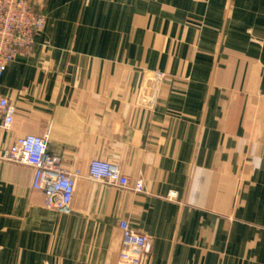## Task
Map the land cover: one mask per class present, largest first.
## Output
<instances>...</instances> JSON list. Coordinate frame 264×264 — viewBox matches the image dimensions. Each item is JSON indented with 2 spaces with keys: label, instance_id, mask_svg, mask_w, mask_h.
Returning <instances> with one entry per match:
<instances>
[{
  "label": "crops",
  "instance_id": "1",
  "mask_svg": "<svg viewBox=\"0 0 264 264\" xmlns=\"http://www.w3.org/2000/svg\"><path fill=\"white\" fill-rule=\"evenodd\" d=\"M45 26L0 77L13 135L79 170L69 211L0 159V264H264V0H45ZM161 72L154 107L142 82ZM11 140L0 138V155ZM115 164L133 186L87 178Z\"/></svg>",
  "mask_w": 264,
  "mask_h": 264
},
{
  "label": "built area",
  "instance_id": "2",
  "mask_svg": "<svg viewBox=\"0 0 264 264\" xmlns=\"http://www.w3.org/2000/svg\"><path fill=\"white\" fill-rule=\"evenodd\" d=\"M44 1L0 0V77L19 54L31 51L36 35L45 26ZM163 77V73L155 72L143 80L141 96L147 107H154ZM17 113L7 98L0 97V138L11 140L0 159L32 167V188L43 193L46 206L69 211L80 171L63 168L61 158L47 152L45 137L30 132L14 136L12 131ZM87 178L134 192L143 191L142 180L130 186L120 169L106 160H91ZM118 226L122 238L117 264H140L151 251V238L133 229L126 220H120Z\"/></svg>",
  "mask_w": 264,
  "mask_h": 264
},
{
  "label": "rangeland",
  "instance_id": "3",
  "mask_svg": "<svg viewBox=\"0 0 264 264\" xmlns=\"http://www.w3.org/2000/svg\"><path fill=\"white\" fill-rule=\"evenodd\" d=\"M143 83V82H142ZM142 89V88H141ZM140 94H141V92H140ZM119 255V254H118ZM118 260V259H117ZM117 264V263H116Z\"/></svg>",
  "mask_w": 264,
  "mask_h": 264
}]
</instances>
